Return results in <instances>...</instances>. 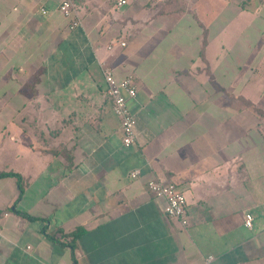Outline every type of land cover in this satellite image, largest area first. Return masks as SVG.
<instances>
[{"label":"crops","instance_id":"obj_1","mask_svg":"<svg viewBox=\"0 0 264 264\" xmlns=\"http://www.w3.org/2000/svg\"><path fill=\"white\" fill-rule=\"evenodd\" d=\"M60 1L0 0V264H264V0H71L73 27Z\"/></svg>","mask_w":264,"mask_h":264},{"label":"built area","instance_id":"obj_2","mask_svg":"<svg viewBox=\"0 0 264 264\" xmlns=\"http://www.w3.org/2000/svg\"><path fill=\"white\" fill-rule=\"evenodd\" d=\"M57 9L70 21L69 27H73L79 23V20L74 18L76 13L71 0H61ZM119 44L124 45V42H119ZM102 73L106 85L105 93L110 98L113 113L118 117L120 122L122 144L129 146L136 141V117L127 103L128 98H134L137 94L135 82L129 74L120 79L117 78L113 69L107 66L103 67ZM138 174V169H133L130 172V176L133 178ZM146 187L155 198L163 199V212L165 215L177 218L181 225L187 223L185 196L174 182L149 179L146 182ZM244 225L251 227L252 215L250 213L245 214ZM212 259L213 257L208 255L201 264H210Z\"/></svg>","mask_w":264,"mask_h":264},{"label":"trees","instance_id":"obj_3","mask_svg":"<svg viewBox=\"0 0 264 264\" xmlns=\"http://www.w3.org/2000/svg\"><path fill=\"white\" fill-rule=\"evenodd\" d=\"M6 175H12V176H14V177H16V179H17V185H18V190H19V194H18V197L20 196V194L22 193V190H23V185H22V179H21V176L18 174V173H16V172H13V171H0V177H2V176H6ZM22 216H26V217H30V215H28V214H23V213H20ZM81 231H82V229H76L74 232H71V236L72 237H76V236H78L79 234H81ZM50 238H54L55 239V236L54 235H49V234H47ZM73 245L71 244V247H72ZM72 258H73V261H74V264H76V261H75V256H74V254L72 253Z\"/></svg>","mask_w":264,"mask_h":264},{"label":"rangeland","instance_id":"obj_4","mask_svg":"<svg viewBox=\"0 0 264 264\" xmlns=\"http://www.w3.org/2000/svg\"><path fill=\"white\" fill-rule=\"evenodd\" d=\"M260 24H261V22H260ZM9 211H11L10 208H9Z\"/></svg>","mask_w":264,"mask_h":264}]
</instances>
